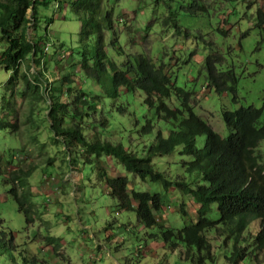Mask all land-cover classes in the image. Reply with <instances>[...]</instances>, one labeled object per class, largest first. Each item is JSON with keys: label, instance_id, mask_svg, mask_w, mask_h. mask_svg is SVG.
Here are the masks:
<instances>
[{"label": "rangeland", "instance_id": "1", "mask_svg": "<svg viewBox=\"0 0 264 264\" xmlns=\"http://www.w3.org/2000/svg\"><path fill=\"white\" fill-rule=\"evenodd\" d=\"M47 1L46 6L38 8L37 23L29 25L28 35L35 39V35L38 38L46 34L48 43L44 45V53L50 68L45 78L51 81L67 74L71 62L68 54L72 53L73 60H77L79 20L68 12L67 6L60 13L55 2ZM196 3L206 10L190 14L187 11L190 0H108L105 6L110 5L113 10L123 52L129 56L143 53L156 67H165L175 85L190 93L194 112L214 132L225 137L228 130L222 120L223 110L263 107L261 121L264 120V29L256 26V12L261 7L264 11V0H201ZM169 7L175 12L177 28L170 21L163 22L169 16ZM109 37L105 32V41ZM61 42L62 48L59 47ZM95 51L96 36L92 38V52ZM106 51L117 63L122 61V56ZM54 52L57 54L55 63L49 61ZM209 56L217 59L216 72L233 73L237 80L234 92L217 93L214 87L208 86L205 62ZM35 72V68L30 70V73ZM7 78L8 74L0 67V109ZM9 95L7 92L6 98L11 101ZM125 98L126 115L110 122L104 138L142 155L143 145H150L153 135L158 129L163 132L165 125L153 122L156 129L152 133H141L146 114L142 98L132 95ZM25 107L24 101L18 99L15 107L18 132L13 136L7 128L0 133V153L3 160L8 161L12 148H22L25 155L19 154V165L24 169L35 168L27 181L32 192V222H25L24 215L12 198L6 199L0 185V264H192L182 259L185 246L179 244L172 250L164 243L159 228L163 225L177 230L187 219L196 221L197 206L189 196L173 188L164 192L159 182L142 181L124 172L115 160L102 156L99 166L108 177L124 174L130 189L164 193L162 210L157 214L159 225L144 228L133 212L119 209L116 200L108 195L105 179L98 175V164L83 162L75 154L69 158L63 148L53 146L48 139L47 121L35 127L30 119L23 117ZM43 107L41 104L38 111L41 116H44ZM5 117L10 122L12 115ZM256 151L264 164V140ZM188 160L187 156L179 155L178 148L169 155L151 158L155 169L166 179L181 176L191 182L197 176L184 171L182 162ZM180 207L187 213L185 219L178 213ZM255 228L249 227V232L243 235L249 233L248 241L240 243L248 254L235 264H254L251 251ZM207 238L214 256L213 264H229L224 257L229 255L231 242L224 244V236L212 233H208ZM192 255L195 257L196 252ZM256 264H260V259Z\"/></svg>", "mask_w": 264, "mask_h": 264}, {"label": "trees", "instance_id": "2", "mask_svg": "<svg viewBox=\"0 0 264 264\" xmlns=\"http://www.w3.org/2000/svg\"><path fill=\"white\" fill-rule=\"evenodd\" d=\"M52 1L60 13L67 6L68 12L77 16L79 46L76 62L72 53L67 55L71 61L67 74L49 81L45 78L50 68L44 53L47 36L37 38L35 35V39H30L28 35L29 25L37 23L38 8L46 6L48 1L0 0V67L8 74L3 85L0 133L9 128L13 136L17 135L15 107L21 99L26 105L23 117L30 119L35 127L47 121L49 141L56 148H63L69 158L75 154L83 162H96L99 177L105 179L108 195L116 200L119 209L133 212L144 228L159 225L157 214L162 210L164 193L130 189L124 174L108 177L99 166L102 156L115 160L124 172L142 181L159 182L164 192L173 188L189 196L197 206L196 221L187 219L177 230L159 225L164 243L172 250L179 244L185 246L183 260H190L192 264L207 261L213 264L214 256L207 238V234L212 233L224 236V244L231 242L225 260L229 264H235L237 259L240 262L248 254L247 248L240 243L248 241L249 233L243 235L249 232V227H256L251 254L254 264L258 259L264 264V164L256 151L264 140L263 107L223 110L221 116L228 134L221 137L194 112L190 93L175 85L165 67H156L143 53L129 56L123 52L113 10L110 5L105 6L108 0ZM190 1L187 10L190 14L206 10L205 6L197 5L196 2L201 0ZM261 8L256 12V26L264 29ZM168 13L163 22L170 21L177 28L175 12L169 7ZM105 32L110 34L108 41L104 39ZM94 36L95 53L92 52ZM59 47H63L62 42ZM107 49L122 56V61H114ZM56 57L54 52L49 61L55 63ZM215 61L216 58L209 56L205 62L208 86L214 87L217 93L234 92L235 76L232 72H216ZM33 68L37 72L30 73ZM7 92L11 101L6 98ZM127 95L142 98L146 114L141 133H152L156 129L153 122L160 121L165 125V134L158 129L150 145H143L142 155L104 138L110 122L126 115ZM41 104H44V116L38 113ZM10 114L11 121L7 122L5 116ZM90 133L91 137L88 136ZM12 139L16 144L15 138ZM31 139L35 141V137ZM177 148L180 156L189 158L182 162L184 171L197 176L191 182L181 176L166 179L151 162L152 157L169 155ZM12 149L8 161H4L0 153V185L6 199L12 198L29 224L32 222V192L27 181L35 168H22L19 154L25 155L24 150ZM178 213L184 219L187 216L182 207Z\"/></svg>", "mask_w": 264, "mask_h": 264}, {"label": "clouds", "instance_id": "3", "mask_svg": "<svg viewBox=\"0 0 264 264\" xmlns=\"http://www.w3.org/2000/svg\"><path fill=\"white\" fill-rule=\"evenodd\" d=\"M132 175V174H131ZM157 219H158V217H157Z\"/></svg>", "mask_w": 264, "mask_h": 264}]
</instances>
